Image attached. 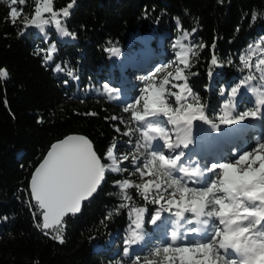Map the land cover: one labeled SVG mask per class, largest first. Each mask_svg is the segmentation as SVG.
<instances>
[{"label": "trees", "instance_id": "16d2710c", "mask_svg": "<svg viewBox=\"0 0 264 264\" xmlns=\"http://www.w3.org/2000/svg\"><path fill=\"white\" fill-rule=\"evenodd\" d=\"M34 2L0 0V68L9 74L0 79V264H135L137 258L140 264L145 259L167 264L162 257L167 241L158 234L159 226L150 223L154 211L163 212L166 206L150 202L156 189L146 200L135 185L161 183L162 190L167 189L161 202L165 204L167 195L186 187L160 166L157 153L131 118L134 110L112 99L108 88H116L121 77L114 78L119 61L110 51L122 48L130 54L135 33L158 36L178 28L187 32L199 55L191 56V67L184 70L187 79L179 84H188L193 95L187 102L198 97L207 122L217 127L222 123L216 114L229 96L223 89L231 91L238 80L255 78L244 60L253 49L264 48V0H53L52 12L60 13L57 19L69 32L65 41L54 36V27L46 30L54 33L50 41L34 29L24 31L25 22L33 18ZM69 3L73 6L64 17ZM13 7L22 16L15 23ZM38 19L53 24L51 12ZM53 42L56 51L49 61L47 49ZM213 55L217 65L211 64ZM57 64L61 71H55ZM167 99L179 106L174 96ZM73 134L88 137L106 167L112 165L106 158L110 147L125 161L119 163L121 172H105L103 188L80 216L65 220L61 244L52 238L54 230L45 235L36 226L42 220L29 183L51 145ZM124 179L134 185L126 192L116 183ZM209 203L205 211L213 214L216 206ZM138 208L145 209V246L125 256L124 240ZM178 219L176 214L171 218ZM193 219L186 213L181 223L190 227ZM157 248L159 256L154 254Z\"/></svg>", "mask_w": 264, "mask_h": 264}, {"label": "rangeland", "instance_id": "374dc122", "mask_svg": "<svg viewBox=\"0 0 264 264\" xmlns=\"http://www.w3.org/2000/svg\"><path fill=\"white\" fill-rule=\"evenodd\" d=\"M34 3L33 18L25 22L24 31L27 32L28 30L34 29L41 34L46 41H50L54 33L46 30L47 28L54 27L56 30L54 34L55 37L62 41L68 39V36L64 37L61 30H58L54 23L51 25H44L43 32H41L35 24L31 23L32 20L38 19L35 14V9L37 7L41 9V13H45L43 0H35ZM21 17L22 16L18 12L16 21L21 19ZM61 29H63L62 25ZM177 41L180 43L178 44ZM182 45L185 48L190 46V37L188 35V39H184V33L178 28L158 36L155 34H133L128 46L131 49L130 54H126L122 48H115L110 51L112 56L119 61L117 74L114 78H120L124 74L127 75V80H124L125 84H123L120 79L116 81L117 87L113 88L111 91L112 99L124 103L126 106H130L135 114L140 117L139 119H135V121L141 128L150 149L153 150L154 153H157L160 166L163 167L168 176L176 181H181L185 187L189 189L187 196L188 204L183 214H181V209L179 208H173L167 211L164 210L161 213V221H158L154 226H159L158 234L167 241V245L165 246H170L174 234L176 237L175 245L177 246L207 244L211 243L215 238L214 246L218 247L223 243L222 237H229V235L226 234V231L222 228L221 217L217 216L216 213H221V208L232 209L233 205H237L239 208L243 207L242 211L250 215V221L242 227L243 234L236 235L235 237L237 238L230 241L235 247L227 248L228 254H226L223 249H220L219 252L227 259V264H238L240 260L239 257L244 254L253 258V264H264V227H259L254 230V227L259 223V218L264 213V206H262L264 205V171L261 170L264 168V164H240L239 162V157L245 153L251 152L253 156L257 155L255 150L264 143V133H258L256 129L258 124H263L264 126V119H248L243 121L242 125H250V128L244 129V137H246L247 140L244 141L243 139V141L239 143V145H242L240 149L234 144L226 145V149L224 148V150H226L227 154L219 160L214 159V162L203 158L200 159L199 153H190L188 151V146L185 147V145L188 144L186 143L187 138L185 134L181 133L182 130L178 129L180 125L186 124V122L180 119L179 116L172 117L160 112H151L142 105V101L135 106V102L139 100L140 95H142L141 89L147 87L149 83H152L149 77H152L156 87H160L161 82L167 78L169 82L167 85H164L165 91H173V89H176L172 87L173 84H179V81L175 79V72L177 68H183V65L176 60L175 53L181 51ZM51 47L52 46H49L47 50L49 51ZM190 59L191 54H189V62ZM245 60L248 62V68H252L255 78L246 82L238 80L235 87H233L237 89V95L235 97H233L230 89H223V91H228L229 96L220 104L221 107L216 114L221 123L226 111L231 112V119L235 120L245 110H256L257 106L255 101L257 99H264V64H260V61L264 60V48L253 49ZM158 67L163 70L156 72L155 69ZM219 67L222 68L223 66L220 64ZM141 73H143V75H141ZM169 73H171V75H169ZM132 75L135 76L133 80H131ZM181 103H184V101ZM224 104H228L227 109L224 108ZM180 111L181 115H183L186 111V102L185 105L180 108ZM262 115H264V110H262ZM203 122L207 130V139L209 138L210 140L209 145L210 142L213 146L216 145V142L212 140L213 138L217 139L218 131L223 130L226 134L230 135L231 138L234 136L235 131H238L236 130L237 125H235L233 129H228L227 125L223 124L214 127L210 125L206 119ZM192 127L197 131L201 129L197 128L195 125H192ZM189 130L190 128H188V131ZM192 139L197 140L195 139V135L192 136ZM169 144H171V147L168 146ZM213 146L210 149L212 152L213 150L220 149V146ZM259 155L264 157V150H262ZM177 156L180 157L179 160L176 159ZM114 157L116 158L117 166H119L120 162L125 161V158L122 156L118 158V156L114 154ZM161 157H164L171 163L165 164L161 160ZM111 163L113 162L111 161ZM222 164H229L239 168L238 172L232 173L233 178H236L238 181L246 175L252 178L253 180L249 187L237 186L240 194L237 196L232 194L231 189L235 185L229 184L232 181L231 179H227V182L224 179L226 174L220 167ZM203 166L206 169L203 168ZM194 170L202 172L206 181H202L200 184L193 183L191 182L193 179L192 177L189 178L183 175L188 172L193 174ZM176 178H179V180ZM226 178L228 177L226 176ZM129 182L132 183L131 181ZM153 182L159 183L156 181ZM212 185H215V188H212ZM209 189L212 190L209 191ZM181 190L183 189L177 190L175 197L167 195L166 199L171 200L175 198L179 200ZM217 201H220V203L218 204ZM207 202H210V206H216L215 213L210 214L205 211L207 209ZM245 204H249L252 207L251 210L248 211ZM193 207L196 208L195 212L192 211ZM223 212L224 210L222 213ZM186 213H190L194 216V219L190 223L192 225L191 229L184 227L181 223V220L186 217ZM175 214L179 216V219L173 222L171 218ZM217 231L220 232L221 237H216ZM141 233L146 238L143 227ZM201 235H203L204 238L200 237ZM145 238L139 244L132 245L131 251L138 252L142 250L145 246ZM259 255L263 260L258 261L256 259ZM162 257L165 260L164 254ZM174 264H179V261L176 260ZM181 264H185V262L181 261Z\"/></svg>", "mask_w": 264, "mask_h": 264}, {"label": "snow or ice", "instance_id": "6c2138e0", "mask_svg": "<svg viewBox=\"0 0 264 264\" xmlns=\"http://www.w3.org/2000/svg\"><path fill=\"white\" fill-rule=\"evenodd\" d=\"M15 2V0H13ZM20 3H23L24 0H19ZM75 0H73V3ZM44 11L52 13V22L55 24L58 30H61L64 37L69 36L67 30L61 29V21L57 19V16L60 13L52 12V0H43ZM73 4L69 3L67 7L63 10L62 15L64 17L69 16V9L72 8ZM11 18L12 22L15 23L18 12L15 7L11 8ZM36 17L41 16V9L37 7L35 9ZM31 23L35 24L36 27L43 32L44 25L49 24V20H32ZM195 31V30H193ZM23 34V33H21ZM74 38V37H73ZM184 39H188V33H184ZM179 44L180 42L177 41ZM202 49L204 45H199ZM213 48L215 45L213 44ZM56 51L55 43L53 42L51 49L48 52L47 60L53 58V53ZM115 51V50H113ZM189 54L191 56H197L199 53L195 50L194 47L181 46V51L175 53L176 60L183 65V68H177L175 72V79L177 81L185 80L187 77L183 75V70L185 68L191 67L189 62ZM211 64L217 65V59L215 55L211 58ZM260 64H264V60L260 61ZM245 67H248L247 60H244ZM60 65L57 64L55 71H61ZM162 68H156V72L162 71ZM8 72L6 69L0 68V79H7ZM69 76H72V71L69 70ZM171 75V73H169ZM211 75V73H209ZM248 79V78H246ZM149 80L152 83H149L147 87L141 89L142 95H140L139 100L135 102V106L140 104L151 112H160L162 114L172 115L175 113L184 120L189 126L194 125V122L197 120L204 121L206 119L204 106L199 103L198 97H193L195 102H187L188 97L192 96V92L187 83L183 84H173L172 87L178 89L176 92H168L166 94L164 85L168 84V79H164L161 82L160 87H156L152 77H149ZM67 83V81H65ZM107 87V85H105ZM108 91L111 92L112 89L108 88ZM232 95L235 97L237 95V89L232 88ZM168 96H174L175 104L179 107H173L168 103ZM184 101V103H181ZM186 104V111L183 115L180 114V108ZM256 110H245L239 117L235 120L231 119V112H225L224 117L222 118L223 125H239L243 121L251 119L258 120L264 119L262 115V110H264V99H257L255 101ZM224 108H228V104H224ZM94 115V113H91ZM132 119H139L135 112L131 113ZM116 119V117H113ZM119 131V129H117ZM127 134V131L124 133ZM171 147V144L168 145ZM187 147V145H185ZM264 150V143L260 145L255 151L257 155L253 156V153L248 152L239 157L240 164H264V157L259 155V153ZM106 158L112 161V165L105 166L101 162V158L97 155L96 151L93 149V145L89 139L84 136L69 135L67 138L54 143L51 145L50 150L47 152V155L43 158L42 163L35 169L34 173L31 176L30 180V195L31 199L35 201V207L38 209L39 216L42 217V224L37 223V227L41 230H45L44 234L48 235L46 230H54L56 234L52 237L55 240H58L59 243H64V238L61 235L64 225V218L69 215H75L81 211L82 201L88 200L97 192L98 188L101 185V182L105 178V172L110 170L112 172H121V168L116 164V158L113 154V148L110 147L107 150ZM177 160L180 159L179 156L176 157ZM161 160L165 164L171 163L164 157H161ZM220 167L224 170V173L227 175L229 173L238 172L239 168L229 164H222ZM264 171V168L261 169ZM148 175L151 176L152 173L148 172ZM179 180V178H176ZM121 191L126 192L129 188L134 187L128 179L116 182ZM136 189L140 194L146 199L149 200V193L153 189H156V196L150 200L152 203L160 204L161 206H166L165 210L170 209H181V214H183L187 204V196L189 189L184 188L181 190L180 199L175 198L169 200L166 199V204L161 203L165 200V193L167 189L162 190L161 183H154L149 180L144 184L135 185ZM212 188H215V185H212ZM212 189H209L211 191ZM169 195L175 197V193L171 192ZM128 197L125 196V199ZM206 199V196H205ZM219 204L220 201H217ZM125 205H121L124 207ZM30 208L33 205H29ZM192 211L195 212L196 208L193 207ZM145 209L138 208L135 210V218L131 221V224L134 227L128 230V235L124 240L126 245L123 248V254L125 256L129 255L131 251V246L139 244L144 240V235L141 233L143 225V215ZM160 210H155L154 215L150 219L152 225H156L158 221H161L162 215ZM37 213L34 212L33 216L36 217ZM217 216L222 215V213H216ZM111 213H109V217ZM6 220L7 217H4ZM216 237H221L219 231L216 232ZM175 235L173 234L170 246H165L162 248L165 260L167 264H174L176 260L185 262V264H227V259L220 254L219 250L223 249L226 254L227 248L235 247L230 242L228 236L222 237L223 243L218 247L215 245V238L211 243L199 244L195 246H177L175 245ZM156 256L161 254L160 248H157L154 253ZM129 264H132V261L129 260ZM135 264H140V259L137 258ZM144 264H156L155 260L145 259Z\"/></svg>", "mask_w": 264, "mask_h": 264}, {"label": "bare ground", "instance_id": "6f19581e", "mask_svg": "<svg viewBox=\"0 0 264 264\" xmlns=\"http://www.w3.org/2000/svg\"><path fill=\"white\" fill-rule=\"evenodd\" d=\"M204 122H203V125L200 129V131H202L203 133V136L200 137L196 134V129H194L192 126H189L187 123L186 124H182L178 127V129H181V133L182 134H185L187 140H186V143L187 144V148H188V151L190 153H199L200 156H205V157H209L210 159L212 160H219L221 157H224L226 155L225 153V146L228 145V144H236V145H239L240 142L243 141L244 139V129L245 128H250V125L249 124H246V125H242L239 124L236 126V130L238 131H235V134L234 136L231 138L230 135L226 134V132H224L223 130L222 131H218V136H217V139L216 138H213L212 141L216 142L215 144L216 145H212V143L210 142V145H209V138L207 139V134H206V127H204ZM262 125L258 124L256 126V128L260 129L259 127H261ZM235 127V125H230L228 126L227 125V128L228 129H233ZM188 128H190V130L188 131ZM180 131V130H179ZM230 131V130H228ZM195 135V139L197 140H194L192 139V136ZM221 136V137H220ZM216 139V140H214ZM217 147V146H220V153L217 154V153H214L212 151H210L211 147ZM185 175L186 177H192L193 179L191 180V182L193 183H199L202 182V181H206V178L203 176V175H200V174H197L196 171L195 173L191 174L190 172H188L187 174H183ZM200 176V177H197V176ZM226 176L228 178H226ZM225 176V180L227 182V179H231V183H229L230 185H235L234 187L232 188H237V186H240V187H243V186H248L250 185V183L252 182V178H250L249 176H244L243 178H241L239 181L236 179V178H233V174L232 173H229ZM238 178V177H237ZM239 179V178H238ZM228 186V185H226ZM238 206H234L232 209H226V208H221V213L222 211L224 210V212L222 213V216L220 218L221 220V223H222V228L226 231V234L229 235V239L230 241L236 239L237 237H235L236 235H241L243 234L242 233V226H235V222L237 221H240L241 219H244L247 221L248 218V215L247 214H244L242 209H240ZM238 211H240V213H238ZM241 214V215H240ZM241 216V217H240ZM236 217H240V218H237V219H234ZM251 218V217H250ZM235 237V238H234ZM236 256V255H235ZM243 255H241L240 257H242Z\"/></svg>", "mask_w": 264, "mask_h": 264}, {"label": "water", "instance_id": "95a60500", "mask_svg": "<svg viewBox=\"0 0 264 264\" xmlns=\"http://www.w3.org/2000/svg\"><path fill=\"white\" fill-rule=\"evenodd\" d=\"M202 124H203V121H200V120H197L196 122H194V125L197 127V128H201L202 127ZM73 135H76V136H84V135H78V134H73ZM68 137V136H67ZM67 137H65V138H67ZM85 138H87V139H89L88 137H86V136H84ZM64 138V139H65ZM63 140V139H62ZM90 140V139H89ZM61 141V140H60ZM59 142V141H58ZM90 142L92 143V141L90 140ZM57 143V142H56ZM92 145H93V143H92ZM93 149L95 150V148H94V145H93ZM50 150V149H49ZM96 151V150H95ZM97 153V152H96ZM47 155V154H46ZM97 155H98V153H97ZM99 156V155H98ZM100 157V156H99ZM101 158V157H100ZM43 161V160H42ZM101 162L103 163V161H102V159H101ZM42 163V162H41ZM104 164V163H103ZM39 166V165H38ZM34 173V172H33ZM105 179H106V174H105V178H104V180L101 182V185H100V187L98 188V190H97V192L96 193H94L93 194V196L92 197H90L88 200H86V201H82V208H81V211L79 212V213H77V214H75V215H72V214H69V215H67L65 218H64V221L68 218V217H70V216H74V217H78V216H80L81 214H82V212H83V209H84V206L86 205V204H88V203H90L97 195H98V193L100 192V190L103 188V186H104V183H105ZM31 180V179H30ZM29 187H30V183H29ZM33 202L35 203V201L33 200ZM41 220H42V217H41ZM46 231H53V230H46Z\"/></svg>", "mask_w": 264, "mask_h": 264}]
</instances>
